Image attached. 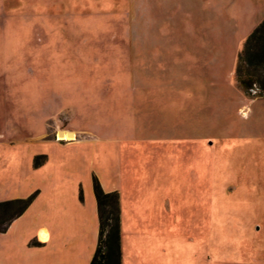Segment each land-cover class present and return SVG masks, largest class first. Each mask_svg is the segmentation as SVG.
<instances>
[{
  "label": "rangeland",
  "instance_id": "rangeland-1",
  "mask_svg": "<svg viewBox=\"0 0 264 264\" xmlns=\"http://www.w3.org/2000/svg\"><path fill=\"white\" fill-rule=\"evenodd\" d=\"M263 20L264 0H0V163L46 153L68 199L121 184L125 264H264V97L234 79Z\"/></svg>",
  "mask_w": 264,
  "mask_h": 264
},
{
  "label": "crops",
  "instance_id": "crops-1",
  "mask_svg": "<svg viewBox=\"0 0 264 264\" xmlns=\"http://www.w3.org/2000/svg\"><path fill=\"white\" fill-rule=\"evenodd\" d=\"M73 133V132H72ZM80 142V141H78ZM59 146L71 147L77 142H54ZM0 144V155L2 153ZM45 155L46 161L38 168L33 166L36 156ZM19 156L11 166L0 163V203L25 199L37 192L28 208L15 218L6 231L0 232V264H90L94 255L99 235V221L96 200L92 194L87 197L81 184L77 185L71 198L62 187L66 172L53 167V160L46 153H34L28 158V171L19 169ZM3 159L0 157V162ZM67 160L61 159L57 164L64 166ZM31 169V170H30ZM32 170L45 171V187L27 180L26 174ZM26 173V174H25ZM118 178V177H117ZM105 192L117 191L120 197L121 223V264H125L124 239L127 228L137 230L141 224L135 219L131 224L133 212L127 201V193L119 185L105 188ZM120 181V178H118ZM122 181V179H121ZM82 193V199L79 194ZM70 202V203H69ZM46 234L45 240L40 238V232Z\"/></svg>",
  "mask_w": 264,
  "mask_h": 264
},
{
  "label": "trees",
  "instance_id": "trees-1",
  "mask_svg": "<svg viewBox=\"0 0 264 264\" xmlns=\"http://www.w3.org/2000/svg\"><path fill=\"white\" fill-rule=\"evenodd\" d=\"M234 79L241 92L248 98L264 97V20L247 36L236 56ZM47 157L36 156L35 168ZM92 188L99 221L98 242L90 264H121L120 197L117 191L105 192L96 176H92ZM37 192L25 199L0 203V217L5 222L0 232L20 216L32 203ZM82 199V193L79 194Z\"/></svg>",
  "mask_w": 264,
  "mask_h": 264
},
{
  "label": "bare ground",
  "instance_id": "bare-ground-1",
  "mask_svg": "<svg viewBox=\"0 0 264 264\" xmlns=\"http://www.w3.org/2000/svg\"><path fill=\"white\" fill-rule=\"evenodd\" d=\"M60 132H62V134H61V135L59 134V136H61L62 139H65V140H73L74 133H73V136H68L66 131H60ZM40 238H41L42 240H45V238H46V234H45L43 231L40 232ZM225 263H226V262H224V264H225ZM227 263H228V262H227Z\"/></svg>",
  "mask_w": 264,
  "mask_h": 264
},
{
  "label": "water",
  "instance_id": "water-1",
  "mask_svg": "<svg viewBox=\"0 0 264 264\" xmlns=\"http://www.w3.org/2000/svg\"><path fill=\"white\" fill-rule=\"evenodd\" d=\"M59 134L61 135L62 132H59ZM67 135H68V136H73V133H72V132H67Z\"/></svg>",
  "mask_w": 264,
  "mask_h": 264
}]
</instances>
